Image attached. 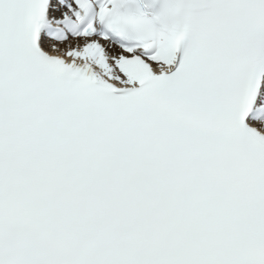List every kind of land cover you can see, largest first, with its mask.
<instances>
[{
    "label": "snow or ice",
    "instance_id": "6c2138e0",
    "mask_svg": "<svg viewBox=\"0 0 264 264\" xmlns=\"http://www.w3.org/2000/svg\"><path fill=\"white\" fill-rule=\"evenodd\" d=\"M0 264H264V0H0Z\"/></svg>",
    "mask_w": 264,
    "mask_h": 264
}]
</instances>
